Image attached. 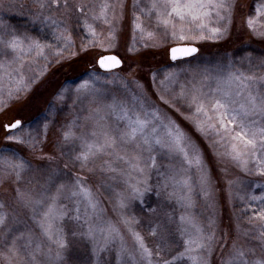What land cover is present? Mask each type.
<instances>
[{"label":"rangeland","instance_id":"obj_1","mask_svg":"<svg viewBox=\"0 0 264 264\" xmlns=\"http://www.w3.org/2000/svg\"><path fill=\"white\" fill-rule=\"evenodd\" d=\"M98 2L99 0H68V8L65 9L64 0H60V7L50 4L41 10L33 0H0V36L8 39L14 33L21 38L30 37L46 45L43 55L29 57L21 70L29 83V90L18 94V98L9 99L6 82L3 103L0 104V155L19 158L26 164L19 183L14 175L0 183V204L4 206L0 208V212L7 214L5 226L0 227V256L6 252L3 245L5 232L9 239L13 233L20 235L22 232H31L36 238H40L31 209L16 199V188L32 191L35 195L41 191V185L46 183L50 174L55 186L61 183L71 186L77 178L82 179L99 201L103 219L120 227L130 250L134 248L133 238L120 224L121 213L138 221L132 228L143 236L145 243L153 251L161 242L160 236L150 235V229L156 224L169 229L165 255L171 258L183 251L175 224H169L167 219L170 214L178 220L183 209L170 202L165 193L157 195L162 179L156 170L152 171L149 180L152 190L145 194L143 202L130 201L128 207L121 210L116 207V202L118 194H127L125 178L117 173L100 171L101 161L96 166L90 165L94 170L89 171L81 170L78 165L74 166L70 159L79 151V142L65 144L63 133L74 123L81 126L73 128L77 135L82 130L91 131L93 121L88 118L95 114L97 108L103 109L102 114L108 113L110 110L106 106L115 101L130 109L139 110L140 102L149 111L159 108L161 114L174 120L192 143L204 151V155L202 151L201 153L210 177L211 195L206 198L200 192L197 184L199 174L192 169L189 175L192 176L195 188V206L190 211L196 222L206 230L209 220L214 221L215 246L208 257V264H225L233 254L234 244L245 252L249 264L254 260L264 259V237L260 236L264 223L253 218L262 205L259 201L250 199L251 196H264V176L257 174L252 163L244 170L231 161L218 159L211 146V137L205 138L184 119L189 111L184 103L176 101L175 108H170L159 96L164 91V85L170 88L167 95L169 99L171 92L180 91L181 85L191 88L193 84L199 86L203 83L214 88L217 77L237 68L245 72L255 71L257 75L264 73V65H261L264 61V37L258 36L247 26L248 19L256 17V8L264 4V0H232L235 6L231 13V24L222 21L219 25H210L222 29L227 27L222 38L179 42L170 37L165 38V30L156 26L154 15L149 18L140 13L141 8L147 11L151 0H136L138 7L135 9L134 0H124L123 17L118 16L111 25L93 21L87 8L80 12L74 7L77 3L90 5ZM134 12L141 16L144 34L134 28ZM47 16L61 22V30L67 29V40L57 38L59 32L50 21L45 20ZM85 21L93 26L96 37L85 28ZM257 30L264 31V16L258 18ZM148 32H153L154 36L149 38ZM242 33L245 39H251L243 40L241 43H245L244 45L221 49L235 36L241 37ZM38 34L43 36L38 37ZM180 44L196 46L198 54L189 59L171 62L168 59V49ZM3 51L7 54L0 53V61H10L13 54L7 49ZM105 54L117 55L122 61L121 68L112 72L99 71L95 61ZM229 64L232 65L231 69ZM170 73L176 74V80L169 85L165 77ZM162 81L164 85L161 84ZM85 82L90 85V90L78 93L77 89ZM208 90V87L204 88V91ZM15 120L21 122L20 128L11 133L5 131L4 127ZM108 123L112 127L116 126L114 116H108ZM9 135L19 136L25 143L10 141L7 139ZM158 164L160 170L164 171L167 161L158 157ZM52 191H55V187ZM63 204L71 216L73 201L65 199ZM153 209L156 211L153 212ZM63 226L68 247L64 250L61 264H133L129 256L117 255L119 242L97 254L93 251L92 241L79 234L73 235L74 232L82 231L74 221L66 219ZM19 243L21 242L18 241ZM0 264H4L3 260H0ZM177 264H188V261L179 260Z\"/></svg>","mask_w":264,"mask_h":264},{"label":"snow or ice","instance_id":"obj_2","mask_svg":"<svg viewBox=\"0 0 264 264\" xmlns=\"http://www.w3.org/2000/svg\"><path fill=\"white\" fill-rule=\"evenodd\" d=\"M33 3L41 10L50 4L60 7V0H33ZM234 6L232 0H151L147 11L141 8L140 13L149 18L154 15L156 26L165 30V38L170 37L173 41L179 42L222 38L227 27L222 29L210 25H219L222 21L231 24ZM64 7L68 8V0H64ZM74 7L80 12L87 8L93 21L111 25L118 16L123 17L124 0H99L98 3L90 5L77 3ZM136 7L138 4L134 0L133 8ZM261 16H264V4L257 6L256 17L249 18L247 26L258 36L264 37V31L257 30L258 18ZM134 19V28L144 34L141 16L134 12ZM45 20L56 27L59 32L58 39H68L67 29L61 30V22L51 16L45 17ZM84 26L93 37L97 36L91 24L85 21ZM147 36L152 38L154 33L148 32ZM0 46H2L0 53L7 54L3 51L7 49L13 54L10 61H0L2 104L6 82L9 99L18 98V94L29 90V83L21 70L29 57L42 56L46 45L30 37L21 38L13 33L8 39L0 36ZM197 51L195 47H173L171 59L175 61L192 56ZM119 63L115 57L102 58L99 61L100 67L106 69ZM261 65H264V61ZM231 67L229 64V69ZM165 79L170 85L176 80V74L170 73ZM161 84L164 85V82ZM205 87L209 89L207 92L204 91ZM89 90L90 85L85 82L77 92L87 93ZM169 92L168 85H164V91L159 94L161 101L170 108H175L176 101L184 103L189 110L184 119L205 138L211 137V146L214 147L218 159L231 161L244 170L252 163L257 174L264 176V73L257 75L255 71L245 72L237 68L217 77L214 88L203 83L199 86L193 84L191 88L181 85L178 93L171 92L170 99L167 98ZM106 107L110 110L108 113L102 114L103 109L97 108L95 114L88 118L93 121L91 131L82 130L80 135H77L73 128L81 126L74 123L63 133L65 144L79 142V151L74 157H70L73 165H78L81 170L93 171L94 168L89 166H96L97 162L101 161L100 171L123 176L127 194H118L116 202V207L121 210L126 209L130 201L143 202L145 194L152 190L149 180L152 171L156 170L162 179L157 195L160 192L165 193L170 202L183 209L178 220L170 214L167 217L169 224H175L183 251L177 252L171 258L165 255L169 229L162 224H156L150 229L151 236L161 238V242L153 251L147 246L143 236L132 228L138 221L121 213L120 224L133 238L134 248L130 250L120 227L103 219V209L99 201L82 179L77 178L71 186L63 183L55 186L50 174L46 183L41 185V191L35 195L32 191L16 188V199L31 209L32 219L39 229L40 238H36L31 232H22L20 235L13 233L9 239L5 232L3 245L6 252L0 256L4 264H61L64 250L68 247L63 226L66 219L74 221L82 230L79 233L74 232L73 235L79 234L92 241L93 251L97 254L119 242L117 255L129 256L133 264H177L179 260H186L188 264H208V257L215 246L214 221L209 220L206 230L196 222L190 211L195 206L193 199L195 188L192 176L189 175L192 169L199 174L197 184L200 192L206 198L211 195L210 177L202 153L180 126L161 114L159 108L149 111L144 103L140 102L139 110L130 109L115 101ZM108 116H114L115 127L108 123ZM18 128L19 121L5 126L9 133ZM7 139L17 144L25 143L19 136L9 135ZM158 157H163L167 161L164 171L160 170ZM25 170L26 164L23 160L0 155V183L13 175L19 183ZM65 199L73 201L71 216L63 204ZM250 199L261 203L262 206L253 218L264 223V196H251ZM3 207V204H0V208ZM6 221L7 214L0 212V227H4ZM260 236L264 237V228L260 230ZM18 241L21 243L18 244ZM233 249V254L225 264H249L242 249L237 248L235 244ZM251 264H264V259L254 260Z\"/></svg>","mask_w":264,"mask_h":264},{"label":"water","instance_id":"obj_3","mask_svg":"<svg viewBox=\"0 0 264 264\" xmlns=\"http://www.w3.org/2000/svg\"><path fill=\"white\" fill-rule=\"evenodd\" d=\"M173 47H195V48H197L196 46H194V45H187V44H180V45H173V46H171V47H169V49H168V59L171 61V62H176V61H181V60H185V59H189V58H192V57H194L195 55H197L198 54V51L194 54V55H192V56H188V57H184V58H181V59H177V60H175V61H173L172 59H171V49L173 48ZM198 49V48H197ZM107 57H115L117 60H119V64L118 65H116V66H111V67H109V68H102V67H100V64H99V61H100V59H102V58H107ZM95 65H96V67H97V69L99 70V71H101V72H112V71H115V70H118V69H120L121 68V66H122V61H121V59L117 56V55H115V54H105V55H102V56H99V57H97V59H96V61H95ZM16 121H19V120H15V121H13L12 123H15ZM20 122V121H19ZM11 123V124H12ZM10 125V124H9ZM20 125H21V122H20ZM4 129H5V127H4ZM13 130H15V129H13ZM12 130V131H13ZM6 131V130H5Z\"/></svg>","mask_w":264,"mask_h":264},{"label":"trees","instance_id":"obj_4","mask_svg":"<svg viewBox=\"0 0 264 264\" xmlns=\"http://www.w3.org/2000/svg\"><path fill=\"white\" fill-rule=\"evenodd\" d=\"M35 33V32H34ZM230 35V34H229ZM39 36H43V35H41V34H38V37ZM249 39H251L250 37H248L247 39H245L244 37H243V33H242V35H241V37H237V36H235L234 38H233V40H231V41H229L228 42V44H227V46L224 48V47H222L221 49H225V50H228V49H231V48H233V47H237V46H239V45H244L243 43H241L243 40H249ZM238 44V45H237ZM196 140H197V138H196ZM198 147V149L200 150V152L202 151V153H203V155H204V151L203 150H201L200 149V146H197ZM201 147H202V145H201ZM203 160L205 161V158H203ZM211 160V159H210ZM207 161V160H206ZM208 163V162H207ZM209 164V163H208ZM212 174H213V171L211 170L210 171ZM137 208V207H136ZM74 251H76L75 249H74Z\"/></svg>","mask_w":264,"mask_h":264}]
</instances>
